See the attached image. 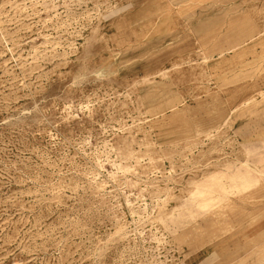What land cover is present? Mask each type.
Segmentation results:
<instances>
[{
  "label": "rangeland",
  "instance_id": "374dc122",
  "mask_svg": "<svg viewBox=\"0 0 264 264\" xmlns=\"http://www.w3.org/2000/svg\"><path fill=\"white\" fill-rule=\"evenodd\" d=\"M0 264H264V0H0Z\"/></svg>",
  "mask_w": 264,
  "mask_h": 264
}]
</instances>
